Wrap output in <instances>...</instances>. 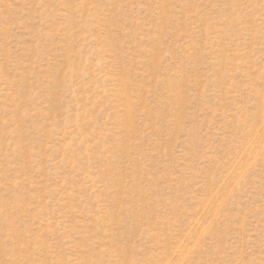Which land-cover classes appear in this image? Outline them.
Wrapping results in <instances>:
<instances>
[{
  "label": "rangeland",
  "instance_id": "obj_1",
  "mask_svg": "<svg viewBox=\"0 0 264 264\" xmlns=\"http://www.w3.org/2000/svg\"><path fill=\"white\" fill-rule=\"evenodd\" d=\"M0 264H264V0H0Z\"/></svg>",
  "mask_w": 264,
  "mask_h": 264
}]
</instances>
